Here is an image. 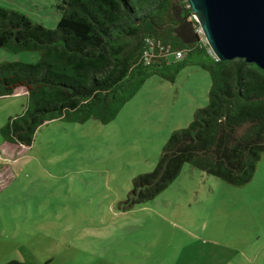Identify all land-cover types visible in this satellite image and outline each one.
Returning <instances> with one entry per match:
<instances>
[{
	"label": "rangeland",
	"instance_id": "rangeland-1",
	"mask_svg": "<svg viewBox=\"0 0 264 264\" xmlns=\"http://www.w3.org/2000/svg\"><path fill=\"white\" fill-rule=\"evenodd\" d=\"M0 5L52 29L64 12L62 0ZM39 58V51L0 48V63ZM211 84L206 69L188 62L175 82L149 77L108 123L50 120L29 146L0 131V264H196L233 256L264 264V155L244 186L186 163L156 197L133 204L135 178L155 169L169 135L208 104ZM27 93L20 87L0 97V130L24 112Z\"/></svg>",
	"mask_w": 264,
	"mask_h": 264
},
{
	"label": "trees",
	"instance_id": "trees-1",
	"mask_svg": "<svg viewBox=\"0 0 264 264\" xmlns=\"http://www.w3.org/2000/svg\"><path fill=\"white\" fill-rule=\"evenodd\" d=\"M62 1L54 29L0 5V48L40 52L36 62L0 63V97L28 91L24 112L1 127L6 141L29 146L37 129L55 119L108 123L153 74L175 82L191 62L211 75L209 102L169 135L155 169L135 178L133 204L156 197L186 163L234 186L252 181L264 155L262 68L242 58L217 60L205 39L191 37L200 24L187 0ZM149 38L186 49V57L146 63Z\"/></svg>",
	"mask_w": 264,
	"mask_h": 264
},
{
	"label": "water",
	"instance_id": "water-1",
	"mask_svg": "<svg viewBox=\"0 0 264 264\" xmlns=\"http://www.w3.org/2000/svg\"><path fill=\"white\" fill-rule=\"evenodd\" d=\"M219 60L245 59L264 70V0H187Z\"/></svg>",
	"mask_w": 264,
	"mask_h": 264
},
{
	"label": "built area",
	"instance_id": "built-area-1",
	"mask_svg": "<svg viewBox=\"0 0 264 264\" xmlns=\"http://www.w3.org/2000/svg\"><path fill=\"white\" fill-rule=\"evenodd\" d=\"M197 31L202 34L201 27L197 28ZM202 38V37H201ZM202 39H205L204 37ZM149 47L144 51V61L146 63H151L156 57H167L172 58L175 61L183 60L186 57L187 51L183 48H174L170 43H163L160 40L155 41L154 39H148ZM210 47V46H209ZM210 53L217 59L219 58L216 54L209 48Z\"/></svg>",
	"mask_w": 264,
	"mask_h": 264
},
{
	"label": "crops",
	"instance_id": "crops-1",
	"mask_svg": "<svg viewBox=\"0 0 264 264\" xmlns=\"http://www.w3.org/2000/svg\"><path fill=\"white\" fill-rule=\"evenodd\" d=\"M245 259H247V261L249 262V264H254L255 260L251 257H246ZM15 262V263H14ZM13 264H22L18 261H14ZM52 262V258L48 259V260H44L43 264H50ZM196 264H244V261H238L236 259V257H223V258H217V259H213L210 261H203V260H199L195 262Z\"/></svg>",
	"mask_w": 264,
	"mask_h": 264
}]
</instances>
